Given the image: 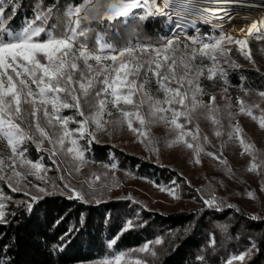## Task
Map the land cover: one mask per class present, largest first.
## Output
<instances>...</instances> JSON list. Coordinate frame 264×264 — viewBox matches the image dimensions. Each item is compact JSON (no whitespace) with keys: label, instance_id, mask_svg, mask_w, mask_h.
Returning <instances> with one entry per match:
<instances>
[{"label":"snow or ice","instance_id":"6c2138e0","mask_svg":"<svg viewBox=\"0 0 264 264\" xmlns=\"http://www.w3.org/2000/svg\"><path fill=\"white\" fill-rule=\"evenodd\" d=\"M223 2L81 0L79 4L67 5L61 11L60 0H53L48 5L44 0H37L33 17L26 19L19 29H14L6 20L10 22L17 13L15 0H0V181L6 180L12 192H23L30 196L32 202L38 201L41 197L31 195L26 187L21 186V181L31 184L29 177H35L47 183L49 168L43 163L42 156L35 162L28 158V146L35 145L38 152H47L48 159L57 170L67 162L60 159L62 156L71 155L73 160L83 162L85 149L79 140L87 137V143L94 141L96 132L103 130L108 123L104 117H111L113 112L119 116L117 124L126 123L129 130L142 137L141 142L147 140L149 145L155 143L150 136V126L165 124L176 133L171 143H183L193 149L196 163H199L198 156L204 151L199 143L200 130L198 125L194 129L188 127L196 118L197 111L204 110L201 115L218 126L215 131L217 137L225 135L219 130L223 124L221 109L215 105L216 97L210 96L207 104L199 99L208 95L201 81L220 80L227 85L228 74L220 66L221 62L233 68L239 67L227 58L231 50L224 48L225 43L239 45V51L248 60H251V52L250 49L244 51L248 47L247 39H236L228 33L206 39L199 35H185L182 40L175 30L184 29L181 21L188 22L199 32L196 27L198 21L207 24L214 18H222V13L231 18L227 9L221 7ZM150 18L173 22L175 27L170 31L174 34L161 37L154 43L137 39L122 44L115 43L108 36L109 30L117 23L127 25L132 21L146 22ZM258 25L264 27V18L253 21L247 35L255 33L257 39L264 38V32ZM224 91L227 92V87ZM259 95L264 97V91ZM238 105L239 113L258 120L259 127L264 129V113L257 118L242 98L238 99ZM230 107V104L226 105V109ZM65 110H71L72 114L65 115ZM227 114L232 115L230 112ZM134 121L138 122V127H133ZM70 124L77 127L70 128ZM231 127L227 137L238 140L242 154L247 153L251 157L248 171L264 172V158L260 157L254 144L247 141L238 123ZM45 143L50 147L45 149ZM151 150L158 151L154 147ZM207 154L227 164L220 156L212 152ZM86 183L92 188L90 181ZM33 186L45 195L51 194L40 185ZM158 187L160 191L179 198L174 188ZM64 188L69 189V199L88 202L86 197L94 196L93 192L72 189L69 184H64ZM248 195L253 196L251 192ZM11 200V196L0 192V224L8 222L7 215H14L6 212V201ZM203 204L216 211L223 207V201L218 202L215 196L203 199ZM27 210L32 211L31 203L27 204ZM131 227L132 222L126 221L121 233L111 239L108 246H114L119 236ZM220 227L227 232L226 225ZM210 241L215 244L214 238L210 237ZM150 243L159 245L163 240L157 238L154 242H146L133 251L150 252L156 256V251L150 250ZM255 247L252 243L244 252L233 255L227 264H233V261L244 264ZM126 256L127 253L119 252L96 264H121ZM198 259L204 260L203 257ZM129 264H132L131 258ZM134 264L148 262L136 258Z\"/></svg>","mask_w":264,"mask_h":264},{"label":"rangeland","instance_id":"374dc122","mask_svg":"<svg viewBox=\"0 0 264 264\" xmlns=\"http://www.w3.org/2000/svg\"><path fill=\"white\" fill-rule=\"evenodd\" d=\"M160 25L163 27L162 31H159L160 39L161 37L174 34L173 31H170V29H174L175 27L173 22L164 20ZM200 25H207L214 30V33L198 34L196 28L192 26L190 28L188 26L183 30H175V34H179L182 40L185 35H199L205 39L208 37H218L225 33L230 34L234 38L236 35V31L231 27L222 26L221 28L219 25L213 23L204 24L201 22H198L196 27L199 28ZM190 30L195 31V33L190 34ZM256 35L254 33L251 36H246L251 52V60L246 59L233 43H225L224 48L231 50L229 53L231 54L232 61L236 65L253 67L264 72V38L257 39ZM137 39L141 42H151V39L148 40V38H134L132 41H136ZM152 41L155 40L152 39ZM201 83L208 95L200 96L199 99L207 104L209 103L210 96L214 95L216 97L215 105L221 109L220 118L223 124V127L219 130L225 133V135L217 137L215 131L218 126L213 125L209 119L201 115V112L204 110L197 111L196 118L188 127L194 129L198 125L200 130L199 143L204 151L200 152L198 156L199 163H196L197 156L193 149L187 148L183 143H171L176 133L170 131L169 127L165 124L155 123L150 126V136L154 138L155 143L154 145H149L147 140L141 142L142 137L129 130L126 123L123 125L117 124L116 121L119 119V116L113 112L111 117L107 115L104 117L108 123L103 130L96 132L94 141L109 143L148 159L169 172L171 174L169 178L161 177L159 180H155L146 176L137 175L126 169H120L116 164V167L112 168L111 165L114 163L101 162L95 158H91L86 151L83 162L73 160L71 155L60 157L61 160L67 162L62 163L60 169L57 170L48 159L47 152H38L35 145H30L28 146L27 156L34 162L39 157H43V163L49 168L47 172L48 182L45 183L35 177H29L31 184H28L26 181H21V186L26 187L31 195L40 197L44 193L39 192L38 188L33 185H40L46 188L47 192L69 194V189L64 188V184H69L72 189L93 192L94 196L88 195L86 197L87 200L96 201L99 199L125 198L134 204L161 212L183 210L203 211L209 209L203 204V199H210L212 196H215L218 202L223 201L222 210L229 208L228 205H232L233 208L244 209L253 217H264V172H249L248 168L251 164L250 155L247 153L242 154L243 149L238 140L235 138L229 139L226 135V133L232 130L231 126L238 123L243 130L244 137L248 142L254 144L260 157L264 158V129L259 127L258 120H253L250 116L239 113L238 105V99L242 98L245 104L251 108L253 115L259 118L264 113V97L260 96L259 92L264 91V89L246 90L225 85L220 80L215 82L202 80ZM225 87H227V92L224 91ZM227 104H230L231 107L226 109ZM229 112L232 114L231 116L227 114ZM64 114L71 115L72 112L71 110H65ZM181 122H183V118H181ZM69 127L75 128L77 125L70 124ZM133 127H138V122L134 121ZM204 137H207L206 141ZM87 139L86 137L84 140H79V144L84 149L89 145ZM186 139L191 140L190 137H186ZM192 142L194 144L196 143L194 141ZM43 147L47 149L50 146L45 143ZM153 147L158 149V151L151 150ZM208 152L220 156L221 159L227 161V164H222L220 160L209 156L207 154ZM77 167L79 168L78 171ZM61 176L63 177L62 180L60 179ZM96 176H99L100 179L96 180ZM88 181L92 183V188L88 187L86 183ZM158 185H163L165 188H174L176 196L179 198H174L167 191H160ZM0 192L8 196H11L13 193L8 188L6 180L0 181ZM249 192L253 196L250 197L248 195ZM29 198L30 196L24 195L23 192H14V201L26 199L30 202L31 200ZM6 203L8 205L9 202L6 201ZM6 212H8V206ZM228 218L230 217L227 216L222 220L213 221L215 229L221 231L219 242H221L220 238L223 237L224 242L228 241L220 227L221 225H226L227 228L229 227ZM171 235L173 233L169 236ZM228 235L231 240L230 234ZM169 236L165 233L147 241L154 242L157 238L163 240V243L159 245L154 243L149 244L150 250L154 249L156 251V256H152L150 252L133 251L140 249L145 242L140 246L118 251L109 256L98 257L90 261L75 264H96L97 261L105 257H112L119 252L127 253L125 259L121 261V264H129V258H131L132 264H134L136 258L147 261L148 264H157ZM256 236L257 234L248 232L246 235V244L238 242L237 245L227 249L225 252H219L221 260V263H219L227 264L233 255L244 252L252 243H255L256 247L252 250L251 256L246 257V261L250 259L257 250ZM211 237L214 238L215 244L213 245L209 239L203 251H207V253L214 252L215 255L218 249H220L218 246L220 243L215 233H211ZM233 237H236V235ZM199 256H202V254H199ZM233 264H241V262L233 261Z\"/></svg>","mask_w":264,"mask_h":264},{"label":"trees","instance_id":"16d2710c","mask_svg":"<svg viewBox=\"0 0 264 264\" xmlns=\"http://www.w3.org/2000/svg\"><path fill=\"white\" fill-rule=\"evenodd\" d=\"M52 2L53 0H44L45 5ZM80 2L81 0H60V9L62 11L65 6ZM15 3L17 13L10 22L6 20V23L19 29L26 19L33 17L37 0H15ZM164 20L150 18L146 22L132 21L127 25L117 23L109 30L108 36L118 44L134 38H148L154 43L160 40L159 31L163 29L160 24ZM181 23L185 25L184 29L190 27L186 21ZM198 29V34L214 33L207 25H200ZM193 33L195 31L190 30V34ZM227 58L232 61L230 53ZM220 66L227 71V85L246 90L264 89V72L244 65L233 68L223 61ZM85 151L91 158L114 163L118 168L140 176L159 180L171 175L154 162L109 143L93 141L86 146ZM49 193L51 194L40 196L41 199L35 202L26 199L14 201V192L11 194L8 213L14 215H7L8 222L0 224V264L86 262L140 246L165 233L173 235L166 240L157 264H220L219 252H225L238 242L246 244L248 232L257 234V250L244 264H264V217H253L242 208H225L220 212L212 209L161 212L134 204L125 198L96 201L86 199L88 202H83L69 199V194ZM28 203L32 204L31 212L27 210ZM227 216L230 217L227 219L229 227L223 235L229 237L230 234L231 240L227 238L229 242H224L223 237L219 242L221 231L215 229L213 221ZM126 221H131L133 227L124 231L117 243L110 248V240L121 233ZM211 233H215L220 243V249L215 255L213 250V253L203 251ZM61 237L64 239L61 240ZM54 246L62 250H55ZM198 257H203L204 260L201 261Z\"/></svg>","mask_w":264,"mask_h":264},{"label":"bare ground","instance_id":"6f19581e","mask_svg":"<svg viewBox=\"0 0 264 264\" xmlns=\"http://www.w3.org/2000/svg\"><path fill=\"white\" fill-rule=\"evenodd\" d=\"M221 7L227 9L231 18H228L226 13H222V18H214L210 23L233 28L236 31V39H246L252 22L264 18V0H224ZM261 31L264 32V27H261ZM233 45L239 49V45L235 43ZM248 50L249 45L244 51Z\"/></svg>","mask_w":264,"mask_h":264}]
</instances>
